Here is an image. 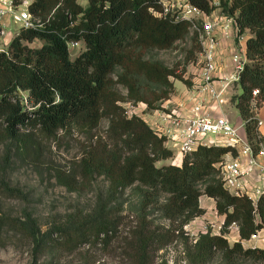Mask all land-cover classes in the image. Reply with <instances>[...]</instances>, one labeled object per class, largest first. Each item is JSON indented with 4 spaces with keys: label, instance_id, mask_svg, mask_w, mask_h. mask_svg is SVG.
<instances>
[{
    "label": "trees",
    "instance_id": "16d2710c",
    "mask_svg": "<svg viewBox=\"0 0 264 264\" xmlns=\"http://www.w3.org/2000/svg\"><path fill=\"white\" fill-rule=\"evenodd\" d=\"M187 2L207 14L214 9L209 0ZM219 2L222 12L234 17L238 33L245 29L251 33L245 42L247 61L237 82L241 92L231 101L244 121L247 139L256 148L263 138L250 103L255 88L259 90L256 105L264 101V0ZM29 10L44 26L21 29L8 49L0 51L1 137L10 141L9 147L18 156L39 162L42 140L76 132L84 136L81 155L67 170H55V177L69 190L82 189L98 176L108 182L91 212L65 224L41 232L30 216L17 220L34 242V252L48 246L73 251L87 242L110 246L121 223L119 210L112 209V203L117 194L137 185L144 188L142 208L155 205L164 218L177 225L162 233L151 227L145 214L139 215L124 240L129 263L148 264L152 251L183 235V226L203 213L201 194L215 200L216 211L224 218L220 234L208 232L195 241V261L204 264L218 250L228 259L242 256L264 262V248L244 247L240 241L264 227V193L254 205L249 198L223 189L214 164L229 148L200 146L186 155L180 166H156V161L172 156L171 150L164 146V137L157 136L141 117L127 115L121 104L124 97L115 89L116 84L121 85L128 100L144 101L154 108L152 100L170 97V77L189 83L183 78L184 68L176 72L145 55L174 47L188 34L190 23L156 15L154 12L162 10L161 0H87L85 6L77 0H32ZM34 40L41 43L39 47L27 45ZM69 41L84 46L73 59ZM195 42L188 60H194L200 50ZM148 84L163 90L152 92ZM19 91H27L32 109L22 103ZM146 93L154 95L150 99ZM103 118L108 119V125L100 133ZM232 223L238 225L239 240L230 245L223 233Z\"/></svg>",
    "mask_w": 264,
    "mask_h": 264
},
{
    "label": "rangeland",
    "instance_id": "374dc122",
    "mask_svg": "<svg viewBox=\"0 0 264 264\" xmlns=\"http://www.w3.org/2000/svg\"><path fill=\"white\" fill-rule=\"evenodd\" d=\"M77 2L82 6L87 4V0H77ZM13 28L12 25L9 29L12 35L15 32ZM194 37L195 34L189 30L184 39L177 41L174 47L167 50H151L146 53L145 58L159 61L169 68H175L176 72H181L184 68L182 75L186 79L187 75L191 76L189 70L192 69L190 64L192 59L187 58L188 51L195 47L197 39ZM40 44L38 40L27 43L29 47H39ZM83 47V43L80 42L78 49L69 50L70 57L73 59ZM198 52H195V56ZM170 80L172 88L168 99L175 97L184 86H191L190 79H186L189 82L187 84L173 77H170ZM147 87L156 93L163 90V87L154 84H148ZM115 89L124 97L121 104L127 115L141 117L150 128H155L157 123V110L169 111L171 108V104H165L168 99L152 100V105L155 107L151 108L144 101L128 100L126 90L121 85L116 84ZM240 92L241 88H237L234 83L228 95L231 105H234L231 101L232 96ZM18 94L25 107L32 109L33 105L28 99L27 91H19ZM153 95L146 93L150 99ZM262 102L260 101L258 105ZM234 106L232 111L228 108L226 112L233 123L239 115ZM107 125L108 119L103 118L99 125V132L103 133ZM82 141L84 136L76 132L70 135L60 133L55 140L44 139L41 141L40 161L35 162L29 157L18 156L15 150L9 147L10 141L2 138L0 132V264H33L36 260L37 264H131L124 240L128 238L139 215L145 214L146 221L151 223V227L158 228L162 233L177 225L176 221L172 223L164 218L155 205L144 210L141 204L142 187L133 185L123 193L117 194L116 200L112 203V209L119 210L117 212L121 217V223L113 233L110 246L87 242L78 245L73 251L48 246L42 252H34V242L25 230L19 228L17 220H26L28 215L35 221L40 231L45 232L54 225L65 224L80 215L91 212L98 199L104 196L108 182L103 176H98L91 180L90 185L75 190H69L55 177V170H67L73 160L80 157ZM170 162V158H167L156 161L155 165H167ZM204 185V183L200 184L199 188L202 190ZM5 186L15 188L16 191H8ZM200 207L203 213L183 226V235L178 234L171 242L152 251L148 264H201L194 259V243L201 234L208 232L220 234L223 222L220 221V216L224 218V215L217 213L215 200L205 194H201ZM236 225L230 224L228 231L223 233L230 245L234 243ZM174 234H177L176 231ZM243 246L250 247L247 244ZM204 264H264V262L242 256L228 259L222 252L216 250Z\"/></svg>",
    "mask_w": 264,
    "mask_h": 264
},
{
    "label": "built area",
    "instance_id": "2783aa9c",
    "mask_svg": "<svg viewBox=\"0 0 264 264\" xmlns=\"http://www.w3.org/2000/svg\"><path fill=\"white\" fill-rule=\"evenodd\" d=\"M31 2L0 0V51L8 49L12 38L21 29L44 26L42 19L30 12ZM209 3L214 9L220 8L221 13L209 16L212 11L207 14L187 1L169 0H161L162 10L154 12L158 16L170 15L175 21L187 20L190 32L195 34L200 44V50L196 59L190 62L191 76L185 77L191 81L190 87L185 86L188 98L181 99L177 108L157 110V123L151 129L157 136L164 137V146L172 152L170 164L177 166L181 165L186 155L200 146L228 147L229 150L214 164L219 169L222 187L230 195L249 198L255 205L264 193V139L255 148L246 134L240 132V124L231 122L221 108L229 101L230 88L239 81L247 58L242 47L234 46L229 55L223 57L220 45L223 40L232 38L240 42L244 36L238 33L234 17L222 12L219 0H209ZM12 25L15 30L13 35L9 30ZM79 44L80 41H69L68 49H78ZM220 68L224 73L219 72ZM258 93V89L252 90L250 104L255 117ZM261 123L262 120L257 118V125ZM257 233L248 239H241L242 245L255 247Z\"/></svg>",
    "mask_w": 264,
    "mask_h": 264
},
{
    "label": "crops",
    "instance_id": "0c3cea01",
    "mask_svg": "<svg viewBox=\"0 0 264 264\" xmlns=\"http://www.w3.org/2000/svg\"><path fill=\"white\" fill-rule=\"evenodd\" d=\"M172 1H176V2H182V1H187V0H172ZM220 8L216 7L214 10H212V12L210 13L209 16H215V15H218L220 14ZM243 36H244V39L241 40L240 42L236 39V38H232L230 40H223L221 42V47H220V53H221V56H227L229 55V51L230 49L234 46V47H242V49L244 50L245 52V42H246V38L251 36V33L245 29L243 32H242ZM229 63V62H228ZM220 65V63H219ZM223 68H224V65H223ZM219 72L220 73H224L223 69L220 68L219 69ZM237 85V88L239 87V85L236 83ZM238 90V89H237ZM235 90V93H237ZM188 98V93L186 92L185 90V86L184 88L178 93L176 94L175 97H171V99H168L166 100L165 104L168 105V104H171V108H177V104L180 102L181 99H187ZM230 105V107H229ZM234 105H231L230 104V101L227 102V104H225L224 106H222V110L226 113L228 111V108L231 109L232 111V107ZM235 107V106H234ZM257 107V110H256V117L261 119L262 120V123L260 126H258V130H259V133L261 134L262 138L264 139V101L256 106ZM170 108V109H171ZM236 108V107H235ZM237 109V108H236ZM237 113H238V110H237ZM239 114V113H238ZM227 115V114H226ZM236 125H239L240 124V132L245 134V130H244V121L241 119V117L238 115L237 118H235V122H234ZM220 221H223V216H220ZM257 240H256V244L255 246L257 247H261V248H264V227L258 231L257 233ZM239 238V234H238V229H237V232H236V235L233 236V239L234 241L238 240Z\"/></svg>",
    "mask_w": 264,
    "mask_h": 264
}]
</instances>
